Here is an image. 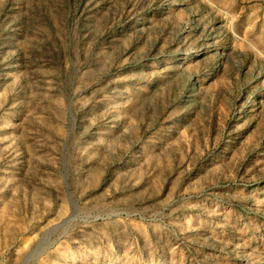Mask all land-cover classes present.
<instances>
[{
	"label": "rangeland",
	"instance_id": "obj_1",
	"mask_svg": "<svg viewBox=\"0 0 264 264\" xmlns=\"http://www.w3.org/2000/svg\"><path fill=\"white\" fill-rule=\"evenodd\" d=\"M0 264H264V0H0Z\"/></svg>",
	"mask_w": 264,
	"mask_h": 264
}]
</instances>
